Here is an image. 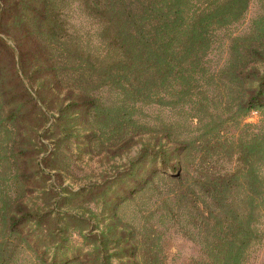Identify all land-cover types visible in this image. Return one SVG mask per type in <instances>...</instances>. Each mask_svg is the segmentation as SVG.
I'll list each match as a JSON object with an SVG mask.
<instances>
[{
    "label": "rangeland",
    "instance_id": "374dc122",
    "mask_svg": "<svg viewBox=\"0 0 264 264\" xmlns=\"http://www.w3.org/2000/svg\"><path fill=\"white\" fill-rule=\"evenodd\" d=\"M24 1L28 20L0 6L2 264L210 259L217 218L197 187V155L208 151L214 170L231 169V146L264 131V106L235 112L245 81L234 76L243 61L264 56V0H248L214 31L198 91L158 101L124 97L104 82L106 35L83 0H45L42 21L34 9L42 0ZM201 138V151L190 141L186 154L173 151ZM179 156L187 172L180 180L170 175ZM16 206L30 214L8 233ZM254 229L241 264H264V208Z\"/></svg>",
    "mask_w": 264,
    "mask_h": 264
},
{
    "label": "trees",
    "instance_id": "16d2710c",
    "mask_svg": "<svg viewBox=\"0 0 264 264\" xmlns=\"http://www.w3.org/2000/svg\"><path fill=\"white\" fill-rule=\"evenodd\" d=\"M0 2L3 10L13 6L21 17L29 19L24 0ZM247 2L83 0L87 12L98 18L99 29L106 35L109 60L106 62L104 82L117 86L124 97H137L145 101H158L160 97H170L171 94L184 97L198 91L200 80L204 78V55L212 43L214 31L237 19ZM47 4L42 0L41 7L34 8L36 21L48 18ZM260 45L253 47V52ZM17 49L20 51V47L17 46ZM257 53L260 54L259 59L243 61L242 68L234 73L240 81H245L236 101L235 112L244 113L264 106V67L261 66L264 56L262 51ZM248 62L251 63L250 67H246ZM189 141L196 149L202 150L203 138L201 143L200 140L178 141L182 146L173 147V151L177 150L180 156L186 154ZM215 141L218 143L221 140ZM163 145L160 143L157 151L165 150ZM231 147H234L237 163L224 171L213 169L208 151H201L197 155L200 161L197 160V187L209 197L213 204L209 213L215 210L217 220L214 223L213 241L207 246L210 259L191 264H241L242 250L255 236L254 222L264 208V131L239 138ZM180 156L177 157V169L170 172L178 180L187 173L186 167L182 171L183 165L179 164L183 160ZM15 202L21 207L22 204L26 206L21 199ZM243 204L248 210L246 215ZM21 207H14L10 213L8 233L21 231L20 224L28 218V209L23 211ZM2 250L4 247L1 245L0 264Z\"/></svg>",
    "mask_w": 264,
    "mask_h": 264
}]
</instances>
